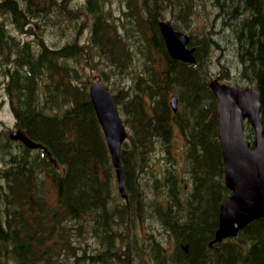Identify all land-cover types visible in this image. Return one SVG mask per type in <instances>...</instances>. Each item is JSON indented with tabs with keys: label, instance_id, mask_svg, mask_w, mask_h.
I'll return each mask as SVG.
<instances>
[{
	"label": "trees",
	"instance_id": "obj_1",
	"mask_svg": "<svg viewBox=\"0 0 264 264\" xmlns=\"http://www.w3.org/2000/svg\"><path fill=\"white\" fill-rule=\"evenodd\" d=\"M85 1L0 0L3 89L15 125L45 147L30 149L0 132V264H264V217L208 246L218 203L230 191L223 183L215 98L207 85L210 62L223 51V35H217L225 31L240 77L259 84L264 129V0H212L215 17L204 20L196 0H145L147 15L135 9L120 24L107 16L104 0ZM118 3L125 9L137 0ZM162 10L189 31L195 63L166 51L155 19ZM86 18L99 58L96 70L127 128L120 149L127 200L114 186L89 80L80 81L77 68L65 60L88 53L64 37L65 31L84 30ZM4 20L32 33L36 44L16 39ZM47 27L65 41L45 44L35 29ZM171 92L177 94L175 111ZM245 131L251 136L248 125ZM175 132L182 159L168 165ZM148 190L157 196L152 202H145ZM145 216L159 220L172 236V255L158 235L146 231L140 240L134 233ZM180 241L188 243L186 252Z\"/></svg>",
	"mask_w": 264,
	"mask_h": 264
},
{
	"label": "water",
	"instance_id": "obj_2",
	"mask_svg": "<svg viewBox=\"0 0 264 264\" xmlns=\"http://www.w3.org/2000/svg\"><path fill=\"white\" fill-rule=\"evenodd\" d=\"M158 27L171 57L195 62L194 47L187 45L188 34L175 29L170 20H159ZM207 83L216 100L217 138L222 156L223 179L230 190L219 203L218 224L209 241L211 245L225 237L235 236L251 220L264 217V139L257 84L239 87L215 77ZM88 93L114 167L118 191L126 198L125 176L120 160V146L126 136L124 123L100 77L89 84ZM169 101L175 109L177 99L174 94ZM244 120L249 122L254 132L252 146L244 135ZM8 136L20 139L28 147L42 146L20 129L10 131ZM186 245L184 243V248Z\"/></svg>",
	"mask_w": 264,
	"mask_h": 264
},
{
	"label": "rangeland",
	"instance_id": "obj_3",
	"mask_svg": "<svg viewBox=\"0 0 264 264\" xmlns=\"http://www.w3.org/2000/svg\"><path fill=\"white\" fill-rule=\"evenodd\" d=\"M81 1L83 0H70V4H80ZM105 4L104 6L107 5V16L110 18H115V20H118V24L121 22L125 23V14L128 13L129 16L128 18L132 17V15L135 14V9L138 11H144L145 9L142 7V2L143 0H137L136 4L131 3L129 6L125 4V9L124 11L122 10L120 3H118V0H104ZM154 1V0H149V2ZM84 3H87L84 0ZM153 7H155V3L151 4ZM197 8L199 9V12L201 14L200 20L204 19H214L215 15H213L216 12V8L212 2V0H196V5ZM159 12H161L159 10ZM82 15V14H81ZM91 16V15H90ZM160 17H169V14L167 12L161 13ZM158 17V18H160ZM91 20V18H90ZM88 18H86L85 21V29H78V32H75L73 34V31L71 33H68L65 31L64 37L68 41H74L76 45L80 48H84L88 50V53H80L77 55V57H68L66 58V62H69V64L72 67H76L78 70L79 77L78 79L80 81L82 80H94L98 75H101L97 70V61L99 60L97 52H96V47L95 46H90L91 42L89 40V35L91 34L90 31H88L91 27V22ZM69 22V21H68ZM4 23L7 24V31L10 33L12 36H14L16 39L19 38V40L25 41L29 40L33 44H36L35 42L37 39L32 35L30 32H25L24 29H17L14 24L8 23V21L4 20ZM65 23V22H64ZM70 24V22H69ZM187 30V29H185ZM35 31L42 35L44 38V43L49 44V45H58L61 44L62 42L65 41V39L61 38L58 34V37L54 35L53 32H51V27H47V29H42V28H36ZM188 31V30H187ZM222 32V31H221ZM189 33V31H188ZM224 33L223 34H218V36H222L223 38L221 39L222 46H223V51H217L215 52V55L213 57V60H211L210 64V69H209V77H218L224 82L228 83H234L237 85H245L249 84L246 80L242 79L241 76V71L238 70V68L235 69V65L233 62H235L234 56L230 53V47L228 44L224 42ZM37 34V35H38ZM142 38V37H140ZM133 39H130L129 42H131ZM144 42V41H143ZM14 53V51H13ZM136 53V50H135ZM13 55H11L12 57ZM85 56V57H84ZM135 56V55H134ZM219 57V61L216 60V58ZM135 62V68H138L140 65V57L134 59ZM221 65H223V72H221ZM6 79V73H4L2 70L0 71V132L4 133L7 135L9 131H15L16 126H15V117L12 112L10 102L8 99V96L6 95L4 91V83ZM125 82H129L130 78L129 75L124 78ZM107 83V82H106ZM109 86V84H108ZM175 139L180 140L177 132H175ZM176 144H179L175 142ZM172 148V147H171ZM171 151H173L171 149ZM157 151H155V154L153 156L154 160H152L153 165H157V160L161 162V159L158 157ZM164 180L163 182H165ZM114 186L115 189L117 190L116 187V180L114 177ZM148 193V194H147ZM146 194L147 199L145 202H152L151 199H155L157 197L154 195V190H148ZM159 199L161 200V194L159 195ZM134 233L139 237L140 240L144 239V235L146 231H150L153 234L158 235L160 238L159 240L162 242V244L166 247L167 251L169 254L172 255L173 253V248L174 246L172 245V241L169 240V236L166 233L167 230L164 229L162 224H160L159 220H156L154 217L150 216H145L142 222L137 223V225L134 227ZM172 240V238H171ZM135 264V263H133Z\"/></svg>",
	"mask_w": 264,
	"mask_h": 264
},
{
	"label": "flooded vegetation",
	"instance_id": "obj_4",
	"mask_svg": "<svg viewBox=\"0 0 264 264\" xmlns=\"http://www.w3.org/2000/svg\"><path fill=\"white\" fill-rule=\"evenodd\" d=\"M175 142H177L179 144H176ZM180 144H181V142H178V141H173V143H171V147H172L171 149L173 151H170V152L173 155V158L170 161H167L168 165L170 164V162H178V161H180L182 159V155L180 154V149H179ZM174 157H176V159H174ZM172 166H173V163H172ZM173 172H174V170H173V167H172L171 168V175H173Z\"/></svg>",
	"mask_w": 264,
	"mask_h": 264
},
{
	"label": "bare ground",
	"instance_id": "obj_5",
	"mask_svg": "<svg viewBox=\"0 0 264 264\" xmlns=\"http://www.w3.org/2000/svg\"><path fill=\"white\" fill-rule=\"evenodd\" d=\"M92 251H93V250H92ZM98 254H99V253H98ZM104 256H106V255H104ZM105 258H106V257H105ZM86 259H87V258H86ZM91 261H92V260H91ZM91 261H90V262H91ZM98 261H99V260H98ZM106 261H107V260H106ZM87 263H88V262H87ZM91 263H92V262H91ZM93 264H94V263H93Z\"/></svg>",
	"mask_w": 264,
	"mask_h": 264
}]
</instances>
